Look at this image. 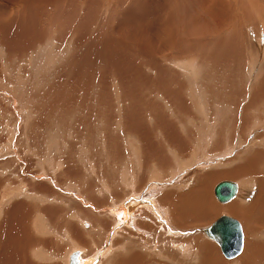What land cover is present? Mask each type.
<instances>
[{
	"label": "rangeland",
	"instance_id": "374dc122",
	"mask_svg": "<svg viewBox=\"0 0 264 264\" xmlns=\"http://www.w3.org/2000/svg\"><path fill=\"white\" fill-rule=\"evenodd\" d=\"M217 1L0 0V200L3 191L10 187H14L17 194L8 198L0 219L14 214L18 232L25 237L33 233L43 236L49 258L45 262L36 256L40 263H64L65 260H56L54 255L60 251L63 256L70 248L71 241L65 231L70 229L72 237L76 233L82 237L81 231L86 230L83 234L89 242L91 220L95 221L94 217L99 216L94 209L75 207L66 190L78 191L96 208L99 205L98 208L101 205L103 208L109 199L110 203L114 199L113 189L130 187L133 175L135 186L139 188V182H146L151 171L170 174L177 166L179 169L181 159L207 155L216 159L218 163L208 157L210 163L215 164L209 163L204 169L193 167L195 171L189 183L179 186L182 189L178 193H185L203 178L208 182L224 180L221 177L226 176L228 170L246 162L251 154L258 155L253 153L256 146L250 151L241 149L242 155L222 154L228 153V146L233 145L236 135L241 137L243 134L246 139L257 141L264 136V127L259 131L250 129V125L256 123L254 119H260L264 114V96L261 97L264 93V45L262 50L247 46L248 32L262 34L258 35L260 38L255 36L256 43L259 39L264 40V19H259L260 28L257 29L260 31L257 33L255 22L258 19L246 22L247 16L255 17L250 10L246 11L250 6L245 4L248 0H220L218 6L229 7L230 15L235 10V16L242 22L238 28H233L235 20L227 19L225 15L224 18L217 16ZM252 3L256 9L259 7L260 18H264V0H253ZM174 43L177 44L176 51ZM252 45L255 46L254 42ZM195 50L202 57H195V67H187L184 61L190 59ZM194 99L197 104L193 103ZM135 147L140 148L142 163L138 161V148ZM16 148L22 151L26 161L15 158ZM259 149L263 154L259 153L260 160L252 155L251 158L255 163L258 161V174L264 176V149L260 145ZM217 156L223 159L222 162ZM162 164L167 168L161 169ZM39 171L51 173L58 186L53 185L48 193L33 191L34 186H31L34 195L30 192V196L26 195L22 190L25 187L20 185L28 186L30 177L27 175ZM187 172H182L178 179ZM229 180L238 185L239 193L234 197L237 198L243 192L240 179ZM219 181L214 183L212 201L226 204L233 198L224 202L217 198L215 186ZM31 185H34L33 181ZM166 191L172 190H165L161 195H166ZM151 193L148 194L152 196L154 193ZM258 193L259 185L256 184L254 193L251 189L245 199L247 204ZM194 201L197 206L191 209L190 204ZM212 201L209 197L198 196L193 201H184L189 204L185 205L184 212L177 208L170 210L167 216L159 210L155 214L151 212L154 217L158 213L167 217L156 216L159 226L165 224L166 227L170 222L173 227L171 233L154 228L162 237H150L160 243L152 248H163L164 255L168 256L171 253L168 249L174 248L169 246L172 240L179 243L178 252H174L172 259L163 257V260L157 255L150 261L145 254L139 264H264L262 202L254 207L249 221H245L232 212H220ZM136 202L141 204L139 200ZM27 206L30 210L34 208L32 216L20 224V220L26 218L22 208ZM223 213L237 217L243 225L244 248L235 258L224 255L219 243L202 230ZM137 214L140 216L137 226L125 225L129 231L119 232H123L124 241L112 234L109 247L126 245L130 253V247L148 242L145 231L151 228L146 223L151 222L142 208L137 209ZM38 216L41 218L39 223L44 220L48 224L47 233L35 226ZM178 218L182 223L176 225ZM104 219L109 227L114 221L110 217ZM97 231L92 233L100 241L105 230ZM10 235H5L6 240L13 238V234ZM137 235L141 239L136 238ZM55 242L58 244H53ZM184 242H191L198 252L186 255L191 249L183 247ZM38 245L33 253L40 248ZM12 246L17 250V264H25L22 259L29 248L24 240L20 243L12 241ZM0 248L10 251L2 242ZM91 248L95 246L91 245ZM32 257L33 264H39ZM115 258L124 257L118 253ZM108 262L115 264L112 259Z\"/></svg>",
	"mask_w": 264,
	"mask_h": 264
},
{
	"label": "bare ground",
	"instance_id": "6f19581e",
	"mask_svg": "<svg viewBox=\"0 0 264 264\" xmlns=\"http://www.w3.org/2000/svg\"><path fill=\"white\" fill-rule=\"evenodd\" d=\"M219 1L220 0H218L217 1V5L216 6H218V4H219ZM252 1L253 0H248V2L247 3H245V4H248V5H250V6H248L249 8H247L246 9V11L247 10H250L254 15H255V17H248L247 16V19H246V22L248 21L249 22V19H250V21L251 22H255L256 20H254L255 18L256 19H258L257 20V22H255L256 24H254V25H256V27H255V29H256V31H257V33H259V31L260 30H258L259 28H260V24H259V21L260 20H262V19H264V18H260V12L258 11V9H259V7H257V9L255 8L256 6H255V4H253L252 3ZM222 3V2H221ZM220 3V4H221ZM225 3V2H224ZM252 4L255 6V7H253L252 6ZM256 4H257V2H256ZM222 6H223V4H221ZM218 6L217 8H218V12L216 13L217 14V16H219V15H222L223 16V18H224V15L227 17V19H231V20H235V22H233V28H238V26L239 25H241L240 23H242L241 22V20H240V18L239 17H236L235 16V13H234V11H232V13H231V15L229 14V12H230V10H227V9H229V7H226V6H224V9L222 8V6ZM225 5H227V4H225ZM242 7V6H241ZM244 7V6H243ZM242 9V8H241ZM254 9H256L255 11H254ZM217 10V9H216ZM223 10H225V11H223ZM221 11H222V13H221ZM244 12V11H243ZM263 13V12H262ZM237 14V13H236ZM244 14H246V13H244ZM243 14V15H244ZM229 16V17H228ZM262 16V15H261ZM214 17V16H213ZM215 17H216V15H215ZM214 17V18H215ZM243 19H244V16L242 17ZM260 19V20H259ZM220 21V20H219ZM223 21V20H222ZM262 21H264V20H262ZM245 22V23H246ZM219 23V22H218ZM247 24V23H246ZM249 26H250V24H249ZM250 27H252V26H250ZM250 27H246V28H248V30H249V28ZM263 27V26H262ZM240 28V27H239ZM258 28V29H257ZM231 30V29H230ZM248 30H247V32H248ZM238 31V30H237ZM240 31V30H239ZM251 32V31H250ZM255 31L254 32H251L250 34H249V32H248V36H247V38H248V43H247V46L250 48V49H252V48H255V49H261L262 50V45H264V40L263 39H259L258 41H257V43H256V39H255V36L256 37H258V35L260 34H256L255 35ZM229 34V33H228ZM179 35V34H178ZM231 35V34H230ZM262 34H260V36H261ZM260 36L258 37V38H260ZM264 36V35H263ZM247 38H245V39H247ZM232 42V41H231ZM254 42V44H255V46L254 45H252V47L250 46L252 43ZM188 46V45H187ZM212 47V46H211ZM213 48V47H212ZM173 49L176 51L177 50V44H175L174 43V46H173ZM184 49V48H183ZM195 49V48H194ZM215 50H219V49H216L215 48ZM173 51V50H172ZM211 51H213V50H211ZM248 51V50H247ZM214 52V51H213ZM255 52H257V51H255ZM262 52V51H261ZM193 54H191V51H189L188 52V54H191L192 56H191V58L190 59H188V60H186V61H184V64L187 66V67H195L196 66V63H195V57H197V56H200V57H202L201 55H198L199 54V51L198 50H195V51H193L192 52ZM216 52H214V54H215ZM252 53H254V52H252ZM251 54V53H250ZM225 55H227V56H229L228 54H225ZM204 58H205V56H203ZM207 58V57H206ZM263 61V60H262ZM262 71V70H261ZM256 76H258V75H256ZM256 90H254V92H255ZM261 93H262V91H261ZM14 94V92H12V96H16V101H19L18 100V97H17V95H13ZM204 94V93H203ZM252 94V93H251ZM255 94V93H254ZM20 95V94H19ZM202 95V94H201ZM190 96H192L191 94H190ZM259 96L260 95H258V98H259ZM264 96V93H262L261 94V97H263ZM22 98V97H21ZM20 99V98H19ZM219 99V98H218ZM260 99V98H259ZM264 100V99H263ZM30 101V100H29ZM193 103L194 104H197L198 102H197V100H193ZM263 103H264V101H263ZM28 105V104H27ZM261 105V104H260ZM262 106V105H261ZM264 106V105H263ZM29 108V107H28ZM258 107H256L255 109H257ZM260 108V107H259ZM258 108V109H259ZM80 109V108H79ZM60 110V109H59ZM197 111V110H196ZM201 111V110H200ZM199 111V112H200ZM258 112V111H257ZM264 112V111H263ZM263 112H262V114H263ZM261 114V112H258V114ZM255 114V113H254ZM108 115H109V113H108ZM254 116H256V115H254ZM261 117H260V119L258 118V119H254L255 121H256V123L254 124V120L252 121L253 123L250 125L251 127H250V129L252 130V131H254L255 129L257 130V131H259V130H261V128L262 127H264V114L263 115H260ZM200 117V116H199ZM256 117H258V116H256ZM239 121V120H238ZM57 123V122H56ZM203 123V122H202ZM205 123V122H204ZM250 124V123H249ZM128 125V124H127ZM242 126V125H241ZM128 127H129V125H128ZM198 127V126H197ZM264 129V128H263ZM237 130V129H236ZM251 130H249V133L251 134L252 133V131ZM206 131V130H205ZM238 134V133H237ZM205 136V135H204ZM237 136V135H236ZM236 136H234V138H233V145H231V146H228V153L226 154V152L224 153V154H222L223 156H227V155H230L231 153H234L235 155H237V154H239V155H242V153H241V149H246V151L247 150H252V148H255V146L257 147V149L255 148V149H253V153H254V151H255V153L254 154H258V155H256V157H254L253 156V154H251L252 153V151H251V153H249V154H251L255 159L256 158H258L259 159V156H261L260 154H262V150L261 149H259V145L262 147V149H264V136H262V140L260 139L259 141H257L256 139H254V138H251V139H246L245 137H244V135L243 134H241V137H240V135H238L237 137ZM199 137V136H198ZM201 138V137H200ZM203 138V137H202ZM63 140V139H62ZM137 140V139H136ZM202 141V140H201ZM134 142V141H133ZM136 142V141H135ZM139 144V143H138ZM135 145H136V143H135ZM136 148V147H135ZM138 148V147H137ZM136 148V149H137ZM136 149H134V150H136ZM170 149V148H169ZM203 149V148H202ZM224 150V149H223ZM259 150H261V151H259ZM19 152V153H18ZM194 152V151H193ZM206 152V151H205ZM204 152V153H205ZM212 152H214V151H212ZM264 152V151H263ZM18 153V154H17ZM260 153V154H259ZM174 155H176V153L174 154ZM220 155V154H219ZM218 155V156H219ZM250 155V157L249 158H247V161L246 162H243L242 164H240V165H238V166H236L233 170L232 169H230V170H228L227 172H226V176H222V175H220V176H222L221 178H225V179H234L235 177H239V179H240V182H241V184H242V187L241 188H243V192H242V194H241V192H240V195L237 197V198H234V197H236L237 196V194L239 193V192H237V190H238V185H237V190H236V193L232 196V197H230V198H228V199H226V200H221L218 196H217V194H216V192H215V194H216V196H217V198L220 200V201H222V202H224V201H229V200H231L232 198V200L231 201H229V202H227L226 204H217L216 202H214V201H212V199L214 198V196H212V191H213V186H214V183L216 182V180H218L219 181V179H215L214 181H213V179H211L209 182L206 180V179H204L203 177V179H201L200 181H198V183H197V186L195 187V188H193V189H191L190 191H188V192H185V193H178L179 192V190L180 189H182V188H179V186H183V185H186V184H188L189 183V181H190V179L192 178V176L194 175L193 174V172L195 171V170H193V167L194 168H196V170H199V169H202L203 167H205L207 164H209L211 161H212V159H214L213 157H212V159H211V156H208L207 155V157L205 156L204 158L202 157V158H197V157H195L194 159H191V160H185V159H181L180 160V163H181V166L179 167V169H178V166L176 167L177 169H175V170H173V171H171V173L170 174H162V173H157L156 171H151V173H150V175L147 177L148 179L146 180V182H142V180H141V182H139V184H138V186H140L139 188L138 187H136L135 186V183H136V181H134V175L131 177L132 179H133V181L131 180V182L132 183H129V185H130V187H128V188H125V189H123V190H112V191H114L115 192V194H114V199L111 201V203H110V199H109V201L108 202H106V205L104 204V207L102 208V205H101V208H98V207H100V205L96 208V206L95 205H93L92 203H90L88 200H86L85 198V196L83 195V194H81V193H79L78 191L77 192H75V191H73V190H66V192L67 193H69L70 194V198H71V201H74V206L76 207V206H80L81 207V209H85L86 207H88L87 209H89V208H91V209H94L95 211H97V214H99V216H97V217H94V219H95V221L94 220H91V219H93L92 218V216L94 215H92V216H90L91 217V219H89V221L91 220V221H93L92 223H91V226H90V231L88 232L89 234V236H90V241L89 242H87V240H85L86 238H84V232L86 231H81V233H82V237H79L78 236V234L76 233V235L74 236V237H72V235H71V232H70V229L69 230H67V231H65L66 232V236H68V238H69V240L71 241L70 242V245H68L70 248L69 249H67L65 252H64V254H63V256L61 255L60 256V251H59V253H57V255H54V257H57V259L56 260H58V259H61V260H65L64 261V263H62V264H70V262H71V264H72V255L75 253V252H77L78 253V262H79V264H101L102 262H103V264H105V262L108 264L109 262L108 261H110V259H112L114 262H115V264H139V263H142V261L144 260V256H145V254H147L148 255V260L150 261V260H152V256H160V258H165V259H172L173 258V256H174V252H178L177 251V245L179 244L178 242H175V241H172L171 240V242H170V244H169V246H173L174 248H176V249H174V248H172L171 247V249H168V253H170V255H164V249L163 248H152L153 246H155V245H160V243L158 244V242H157V240H154V239H152V238H150V237H154V235H156V237H160L161 235L157 232V231H154V228H156V230H158V231H165L166 233H171L172 231L171 230H173V227H172V225L170 224V222H168L167 224H168V226H166L165 227V224L162 226H159V223H160V221L158 222V219L156 218V216L161 212H163V213H165V215L167 216L168 215V213L170 212V210H174V209H178V210H181L182 212H184V211H186V208H185V205L187 204V203H185L184 201L185 200H194L195 198H197L198 196H202V197H209L210 199H211V201H212V204L214 203L216 206H217V208H220L221 209V211L220 212H228V213H230V212H232L234 215H237V216H239V217H241L242 219H244L245 221H249V218H250V216H251V213L253 212V210H254V207H256V205H258L260 202H262V205L264 206V176H262V175H259L258 174V172H259V170H258V168H257V166H258V161L255 163V159L254 158H251L252 156ZM263 155V154H262ZM15 158L18 160V161H26L27 160V158H25L24 157V155L22 154V151L20 150V149H18V148H16L15 149ZM136 156H138V161H140L141 163H142V159H141V155H140V148H138V150H137V153H136ZM217 156V157H218ZM222 156V157H223ZM258 156V157H257ZM29 157V156H28ZM135 157V156H134ZM211 159V161H209V158ZM215 157V156H214ZM216 157V158H217ZM263 157V156H262ZM178 158V157H177ZM224 158V157H223ZM226 158V157H225ZM224 158V159H225ZM230 158V157H229ZM235 158V157H234ZM236 158H238V156L236 157ZM235 158V159H236ZM241 158V157H240ZM243 158V157H242ZM241 158V159H242ZM33 159V158H32ZM179 159V158H178ZM234 159V160H235ZM241 159H239V160H241ZM52 160V159H51ZM137 160V159H136ZM214 160H216V159H214ZM218 160H220V157H218ZM223 160V159H222ZM222 160H220L221 162H222ZM229 160V159H228ZM227 160V161H228ZM260 160V159H259ZM58 161V160H57ZM167 161V160H166ZM166 161H164L165 163V165H167L166 163ZM219 161V163L220 164H222L221 162ZM224 161H226V160H224ZM235 161H237V160H235ZM20 162V163H21ZM29 162V161H28ZM177 162V161H176ZM215 162H217V160L215 161ZM229 162V161H228ZM232 162V161H231ZM234 162V161H233ZM57 163V162H56ZM58 163H59V161H58ZM57 163V164H58ZM218 163V162H217ZM216 163V164H217ZM157 164V163H156ZM164 164H162V165H164ZM210 164H215V163H210ZM227 163H225V165H226ZM28 165V164H27ZM36 165V164H35ZM63 165V164H62ZM164 165V167H162L161 169H166L167 167ZM177 165V164H176ZM57 166V165H56ZM55 166V167H56ZM59 166V165H58ZM160 166V165H159ZM168 166V165H167ZM211 166V165H210ZM216 166V165H215ZM263 166V165H262ZM209 167V166H208ZM219 167V166H218ZM46 169V168H45ZM141 169H142V167H141ZM153 169H155V167H153ZM204 169V168H203ZM264 169V168H263ZM53 170H55L54 168H53ZM28 171H29V169H28ZM45 171V170H44ZM59 171V170H58ZM139 171V170H138ZM188 171V172H187ZM190 171V172H189ZM40 172V171H39ZM159 172H160V170H159ZM182 172H187V174H184L182 177H180V179H178L179 178V176L180 175H182ZM60 173V172H59ZM190 173V174H189ZM260 173V172H259ZM50 174V175H49ZM48 174V172L46 173H43V172H40V173H37V172H31L30 174H28L27 176H29L30 177V183H29V185L28 186H25L24 184H23V186L22 185H20L22 188H24V189H22V190H25V194L26 195H29V192L30 193H32L33 191H35L36 190V192H43V193H48V191H50L51 190V188L53 187V185H55V186H58V184L55 182V179H54V176L53 175H51V173H49ZM125 174V173H124ZM135 174V173H134ZM59 175V174H58ZM126 175V174H125ZM122 176V175H121ZM218 176V175H217ZM220 176H218V177H220ZM56 177H58L57 176V174H56ZM62 178V177H61ZM215 178H216V176H215ZM255 178H256V180H255ZM72 179V178H71ZM25 180V179H24ZM62 180V179H61ZM32 181H33V183H34V185H31L32 184ZM57 181V180H56ZM121 181H122V179H121ZM21 182V181H20ZM59 182V181H58ZM62 182V181H61ZM60 182V183H61ZM105 182H106V180H105ZM128 182H129V180H128ZM208 182V183H207ZM126 183V182H125ZM239 183V182H238ZM106 184V183H105ZM109 184V183H108ZM256 184H258L259 185V193L256 195V197H255V199L250 203V204H247V202L245 201V199H246V197L248 196V195H250V192H251V189H252V192L254 193V189L256 188ZM107 185V184H106ZM128 185V186H129ZM18 186V185H17ZM30 186V187H29ZM31 186H34L33 187V191H32V189H31ZM64 186V185H63ZM127 185H125V187H126ZM108 187H110V186H108ZM170 187H174V189H169ZM17 188V187H16ZM67 188V187H66ZM65 188V189H66ZM71 188V187H70ZM93 188V187H92ZM20 189V188H19ZM75 189H77L76 188V186H75ZM74 189V190H75ZM4 190V189H3ZM18 190V189H17ZM55 190H56V188H55ZM80 190V189H79ZM101 190V189H100ZM106 190H108L107 188H106ZM109 190H111L110 188H109ZM108 190V191H109ZM125 190V191H124ZM165 190H172V191H166L167 192V194L166 195H161V192H163V191H165ZM242 190V189H241ZM240 190V191H241ZM16 191V190H15ZM14 191V187H10V188H8V189H5L4 191H3V194H2V198H1V200H0V212L2 213V209H4L5 207H4V205L5 204H7V201H8V198L9 197H11V196H15V195H17L16 194V192ZM32 191V192H31ZM54 191V190H53ZM94 191V190H93ZM107 191V192H108ZM112 191H109V192H112ZM52 192V191H51ZM59 192H60V190H59ZM65 192V193H66ZM82 192V191H81ZM150 192H152V193H154V194H156V196L154 197L153 195L154 194H152V196H150L148 193H150ZM20 193V195H22L21 194V192H19ZM58 193V192H57ZM64 193V192H63ZM33 195H34V193H32ZM38 194V193H37ZM53 194V193H52ZM59 194V193H58ZM101 194V193H100ZM149 195V197H148V195ZM36 195V194H35ZM56 195V194H55ZM55 195H54V197H55ZM131 195H133L132 197H131ZM24 196V195H23ZM30 196V195H29ZM39 196V195H38ZM53 196V195H52ZM66 196V195H65ZM146 198H145V197ZM177 196H179L178 198H176ZM25 197V196H24ZM144 197V198H143ZM92 198V197H91ZM176 198V199H175ZM143 199H147V200H143ZM67 200H68V198H67ZM141 201V204H142V206H141V204L140 203H137L136 201ZM143 200V201H142ZM53 201V200H52ZM107 201V200H106ZM22 202V201H21ZM34 202V201H33ZM32 202V203H33ZM148 202H150V203H152L151 205H156V206H149L150 204H148ZM105 203V202H104ZM21 205H22V207H24V204H22V203H20ZM27 204V203H26ZM34 204V203H33ZM32 204V205H33ZM37 204V203H36ZM48 204V203H47ZM100 204H102V203H100ZM212 204H210L211 206H212ZM28 205H30V204H28ZM35 205V204H34ZM39 205V204H38ZM187 205H189V204H187ZM40 206V205H39ZM150 208H149V207ZM190 206H191V209H195L196 208V203H195V201L194 202H192V204H190ZM215 206V207H216ZM223 206H224V208H223ZM4 207V208H3ZM44 207H46V206H44ZM28 208V206L26 207V209L25 208H22L23 209V211H24V213H25V215H26V218H23V220H20V224L24 221V220H28V219H30L31 218V210H33V209H27ZM38 207H36L35 209H37ZM43 208V207H42ZM142 208V212H144V213H146V218L151 222V224L149 223V222H147L146 223V225L148 226V228H151L150 230H147V231H145V233H146V235H147V237H146V239L145 240H148V242H146V243H144L143 245L142 244H138V245H136V246H132V247H130L131 249H132V251L130 252V253H128V251H129V246L127 247L126 245H121V246H119L118 247V245H115L114 247L113 246H110L109 247V243H110V240H111V236H112V234H115V237L116 238H121V240L122 241H124L125 240V238L122 236V233L123 232H127V231H129V228L127 227V226H125V225H128V224H132V225H136L137 226V221L140 219V216L137 214V209H141ZM151 208H153V209H151ZM25 209V210H24ZM40 209V208H39ZM81 209H76L78 212L79 211H81ZM42 210V209H41ZM40 210V211H41ZM157 210H159V213L158 214H156V216L154 217V212H157ZM148 211L151 213H154L153 215H152V213L150 214V213H148ZM39 212V211H38ZM41 212H43V211H41ZM93 212V211H92ZM32 213H33V211H32ZM35 213H36V211H35ZM75 213H76V211H75ZM74 213V214H75ZM94 213V212H93ZM3 214V213H2ZM78 214V213H77ZM76 214V215H77ZM80 214V213H79ZM36 215V214H35ZM43 215V214H42ZM41 215V216H42ZM89 215V214H88ZM96 215V214H95ZM165 215H162V216H165ZM243 215V216H242ZM1 216V215H0ZM7 216V215H6ZM40 216V215H39ZM38 216V218L37 219H35L36 220V224H35V226L36 227H38V230H40V231H42V232H45V233H47V229H45V228H47V223H46V221H44V220H42L40 223L38 222V220H39V217ZM44 216V215H43ZM46 216H47V214H46ZM162 216H159L158 215V217L160 218V217H162ZM165 216V217H166ZM70 217V216H69ZM72 217V216H71ZM76 217H80V216H76ZM106 217H110V218H113L114 219V221H113V223L110 225V227H109V223H107L106 221H105V219L104 218H106ZM165 217H163V218H165ZM243 217H245V218H243ZM74 218V217H73ZM167 218V217H166ZM247 218V219H246ZM41 219V218H40ZM49 219V218H48ZM82 220V218H79V220ZM34 220V221H35ZM166 220V219H165ZM16 223V224H15ZM17 221H15L14 220V214L13 215H9V217L7 216L6 218H2V219H0V235H1V242H2V244H5L8 248H9V250L10 251H8L7 249H4V250H1L2 248H0V264H17V262L19 261V259H18V256H17V250L16 249H14V247L12 246V241L13 242H17V243H20V241H23L24 240V242H25V244L27 245V247L29 248V250H27V253H26V255L23 257V261L25 262V264H33V257L32 256H34V259L39 263V264H42V263H40L39 262V260H41L42 258L44 259V261L46 262V259L47 258H49V257H47L48 255L46 254L47 253V250H45V247H46V240L45 239H43V236H37L36 234H32V235H30V236H28V237H25L20 231L18 232V229L16 228V227H18V226H16L17 225ZM44 223H45V227H44ZM179 223H182L181 222V220H180V218H178V220H177V223H176V225L177 224H179ZM41 224V225H40ZM66 224V223H65ZM161 224H162V222H161ZM242 224V223H241ZM19 225V224H18ZM84 225H85V223H84ZM87 225V224H86ZM175 225V226H176ZM35 226H34V228H35ZM41 226V227H40ZM43 226V227H42ZM59 226V225H58ZM209 226V225H208ZM208 226H206V227H204V229L202 228V230H203V232L206 234V235H208L209 236V238H211V239H213V240H215V241H217L215 238H213V237H211L209 234H208V232H207V227ZM57 228V227H56ZM55 228V229H56ZM69 228H71L70 226H69ZM75 228H77L76 227V225H75ZM79 228H80V226H79ZM242 228H243V225H242ZM82 229V228H81ZM81 229H79V232H80V230ZM99 230V231H101L102 229H104L105 230V233H103L102 232V235H101V237H99L100 238V241H99V239H97V238H95L96 236H94V234L92 233L94 230ZM36 230H37V228H36ZM37 230V231H38ZM58 230V229H57ZM60 230V229H59ZM83 230V229H82ZM99 231H97V232H99ZM117 231V232H116ZM120 231H123L121 234L119 233ZM244 232V231H243ZM11 233V235L13 234V238L11 239V237H9L7 240H6V236L5 235H7V234H10ZM50 233V232H49ZM10 235V236H11ZM96 235H99V234H97L96 233ZM159 235V236H158ZM46 236H48V235H46ZM45 236V237H46ZM127 237V236H126ZM155 237V238H156ZM162 237V236H161ZM67 238V239H68ZM88 239H89V237H87ZM103 238H105V242H103ZM136 238H138V239H141V237H140V235H137V237ZM130 239H131V237H130ZM152 239V240H151ZM3 240H4V242H3ZM244 240H245V235H244ZM63 241V240H62ZM83 241V242H82ZM1 242H0V244H1ZM82 242V243H81ZM166 242H168V241H166ZM218 242V241H217ZM69 243V242H68ZM67 243V244H68ZM130 243H133L132 241L130 242ZM219 243V242H218ZM39 244V245H38ZM48 244H50V242H48ZM53 244H58V243H53ZM129 244V243H128ZM150 244H152V245H150ZM167 244L168 243H166V246H167ZM184 244V246L183 247H185V248H189V249H191L190 251L191 252H188V253H186V255L188 254V255H194V253H196V252H198V250H195V248H193L194 247V245L191 243V242H184L183 243ZM39 246L40 248L37 250L36 249V251H35V253H33L32 252V250H34V248L36 247V246ZM50 245H52V244H50ZM62 245V244H61ZM60 245V246H61ZM91 245H93V246H95V248H91ZM219 245H220V243H219ZM12 246V247H11ZM53 246V245H52ZM165 246V245H164ZM163 245H161V247H164ZM168 246V247H169ZM11 247V248H10ZM58 247V246H57ZM127 247V248H126ZM156 247V246H155ZM196 247L199 249V244H198V242H197V245H196ZM220 247H221V245H220ZM59 248L60 247H58V250H59ZM243 248H244V244H243ZM76 249H77V251H76ZM113 249V250H112ZM54 250H57V249H54ZM73 250H75V252L73 251ZM79 250V251H78ZM221 250H222V247H221ZM46 251V252H45ZM71 251V252H70ZM200 251V250H199ZM242 251H243V249H242ZM241 251V252H242ZM62 252V251H61ZM74 252V253H73ZM200 252H202V251H200ZM199 252V253H200ZM222 252H223V250H222ZM240 252V253H241ZM50 253V252H49ZM106 253H109L108 254V256H105L106 255ZM118 253H122V256L124 257L123 259H118V258H115V256H116V254H118ZM240 253H238L237 255H235V256H233L234 258L236 257V256H238ZM72 254V255H71ZM180 254V253H179ZM223 254H224V252H223ZM47 255V256H46ZM53 255H52V257H53ZM197 255H201V254H197ZM204 255H205V253H204ZM225 255V254H224ZM36 256H38V257H40V259L38 260V259H36ZM178 256V255H177ZM176 256V257H177ZM185 256V255H184ZM37 257V258H38ZM52 257H50V258H52ZM185 257H187V256H185ZM185 257H183V258H185ZM164 258H163V260H164ZM188 259H189V257H187ZM192 258V257H191ZM232 258V257H231ZM230 258V259H231ZM42 259V260H43ZM71 259V260H70ZM128 259H129V263H127L128 262ZM154 259V258H153ZM178 259V258H177ZM176 259V260H177ZM22 260H21V262H22ZM54 260V259H53ZM52 260V261H53ZM147 260V261H148ZM183 260V259H182ZM173 261H175V260H173ZM183 261H185V260H183ZM112 262V261H111ZM49 262H47V263H43V264H48ZM192 263H193V261H192ZM37 264V263H36ZM167 264V263H166ZM197 264V263H196Z\"/></svg>",
	"mask_w": 264,
	"mask_h": 264
},
{
	"label": "water",
	"instance_id": "95a60500",
	"mask_svg": "<svg viewBox=\"0 0 264 264\" xmlns=\"http://www.w3.org/2000/svg\"><path fill=\"white\" fill-rule=\"evenodd\" d=\"M236 190L237 183L229 179L221 180L215 186V192L221 200L232 197ZM206 230L220 243L226 256L233 257L242 251L244 232L241 221L237 217L223 213ZM72 264H79L77 252L72 255Z\"/></svg>",
	"mask_w": 264,
	"mask_h": 264
},
{
	"label": "crops",
	"instance_id": "0c3cea01",
	"mask_svg": "<svg viewBox=\"0 0 264 264\" xmlns=\"http://www.w3.org/2000/svg\"><path fill=\"white\" fill-rule=\"evenodd\" d=\"M177 231L179 232L180 231V229H177ZM74 253V252H73ZM72 255V254H71ZM71 260V259H70ZM70 264H71V262H70Z\"/></svg>",
	"mask_w": 264,
	"mask_h": 264
}]
</instances>
